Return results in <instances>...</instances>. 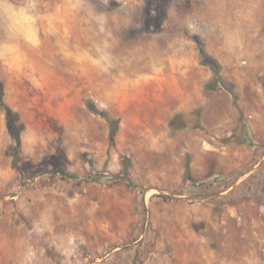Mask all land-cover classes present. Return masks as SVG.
I'll return each mask as SVG.
<instances>
[{
	"label": "rangeland",
	"instance_id": "rangeland-1",
	"mask_svg": "<svg viewBox=\"0 0 264 264\" xmlns=\"http://www.w3.org/2000/svg\"><path fill=\"white\" fill-rule=\"evenodd\" d=\"M242 2L142 0V27L127 38L147 46L174 30L171 10L212 16ZM252 2L255 33L234 53L210 48L161 66L146 49L102 74L62 59L59 37L45 34L24 74L0 64L3 99L24 129L56 136L42 157L20 146V164L30 163L21 174L0 101V264H264V0ZM65 23L70 45L82 44L78 18ZM59 150L77 177L53 172ZM125 156L143 193L112 177Z\"/></svg>",
	"mask_w": 264,
	"mask_h": 264
},
{
	"label": "clouds",
	"instance_id": "clouds-1",
	"mask_svg": "<svg viewBox=\"0 0 264 264\" xmlns=\"http://www.w3.org/2000/svg\"><path fill=\"white\" fill-rule=\"evenodd\" d=\"M142 0H66L52 7L48 0H0V64L9 72L24 74L31 68L29 52L41 47L44 35L57 36L62 59L74 64L111 74L145 53L158 59L184 56L200 57L210 48L228 53L240 51L254 35L256 7L246 0L229 12L212 16L193 12L183 18L175 10L167 15L174 30L153 34L147 46L143 42L128 39L131 30L142 27L135 18ZM70 17L78 18L81 27L78 36L82 44L70 45L71 31L65 23ZM167 27V26H165ZM43 37V38H42ZM165 44L163 57L155 53L158 41ZM133 53L137 55H133ZM56 136L46 130L26 127L20 134L22 153L33 158L38 150L41 157ZM10 144L16 141L11 138ZM36 232L43 229L37 225ZM31 255V253H30Z\"/></svg>",
	"mask_w": 264,
	"mask_h": 264
},
{
	"label": "trees",
	"instance_id": "trees-1",
	"mask_svg": "<svg viewBox=\"0 0 264 264\" xmlns=\"http://www.w3.org/2000/svg\"><path fill=\"white\" fill-rule=\"evenodd\" d=\"M3 97H4L3 85L0 82V101L2 102V105L5 109V112L9 118L10 132L12 133V135L16 141L15 146H12L11 150H10L12 158H13L12 162H13V165L16 166V168H18L20 170L21 174H25V171H27V169L29 168L28 166L30 163L23 161V163L20 164V162H22V158H21L20 153H19V148L21 146L20 134H21L22 130L24 129V124L21 121L19 112L14 110L9 104L5 103ZM110 122H111V126H112L111 138H113L115 136L116 131H117L119 120L114 119V120H110ZM59 156H62V158L64 160L66 158L65 155L63 154L62 150H59L58 154H55L52 156V158H51L52 163L54 165L57 164V167H56L55 171H53V172H59L63 175L69 176V177H77L75 174L70 173L68 170H66L64 167H62L58 164ZM189 159H190V157L188 158V162H187V173L188 174H189ZM123 163H124V166H123L121 173L118 175H113L112 177L116 178V179L123 180L128 186L138 188L140 190V192L143 193V188L140 187L139 185H137L136 183H134L133 181H131V179L128 177L129 170L131 167V158L129 156H125ZM160 195L165 199L168 198V195H166V194H160Z\"/></svg>",
	"mask_w": 264,
	"mask_h": 264
}]
</instances>
